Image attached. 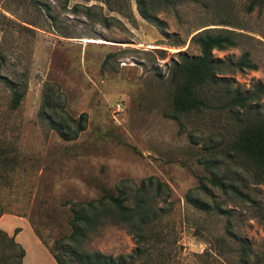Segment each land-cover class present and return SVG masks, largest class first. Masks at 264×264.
I'll use <instances>...</instances> for the list:
<instances>
[{
	"label": "rangeland",
	"instance_id": "obj_1",
	"mask_svg": "<svg viewBox=\"0 0 264 264\" xmlns=\"http://www.w3.org/2000/svg\"><path fill=\"white\" fill-rule=\"evenodd\" d=\"M249 3L0 0V52L5 59L0 76V154L5 155L0 204L9 211L4 214L25 218L48 249L65 259L72 256L71 264H92L98 253L117 258L135 248L126 224L98 222L74 240L72 207L107 192H130L152 177L169 189L157 198L162 214L150 226L156 225L159 238L149 242L136 264H236L239 238H247L255 254L264 251L262 220L248 204L216 193L225 211L217 214L197 209L186 196L201 176L231 178L243 167L252 172L255 166L226 152L237 130L233 114L209 109L175 113L170 79L179 54L200 56L193 34L228 29L236 45L214 49L213 59H238L248 51L256 69L219 77L230 79L233 87L254 89L264 78V6L248 11ZM14 75L25 93L11 110L4 77ZM48 95L59 98L54 109L60 113L58 121L76 127L73 121L82 119L83 129L74 139L63 138L42 111ZM247 185L244 191L264 207V184L247 180ZM228 221L231 234L225 232ZM68 244L74 251L65 253Z\"/></svg>",
	"mask_w": 264,
	"mask_h": 264
},
{
	"label": "trees",
	"instance_id": "obj_2",
	"mask_svg": "<svg viewBox=\"0 0 264 264\" xmlns=\"http://www.w3.org/2000/svg\"><path fill=\"white\" fill-rule=\"evenodd\" d=\"M257 5L264 6V0H250L247 10L251 11ZM141 13L144 17L150 18L146 13L142 11ZM191 40L199 46L200 56L189 57L179 54V60L173 62L170 76L175 84L172 97L173 110L177 114L200 113L208 109L233 114L237 130L226 152L231 154L234 160L252 161L255 170L249 172L243 167L241 172L231 178L217 173L201 176L199 184L188 191L186 196L201 211L214 209L217 214H225L222 205L217 201L219 198L216 193L223 196L232 194L256 210L264 226V207H261L259 202L244 191L248 186L247 180L253 184H264V113L261 111L264 103H260L264 94V78L262 81H257L254 89L242 90L239 87H233L230 79L219 77V75L231 74L238 70L256 69L248 51H244L238 59L232 57L224 60L213 59L214 49L223 50L236 45L233 31L206 28L193 34ZM3 64L5 59L0 52V76ZM4 82L10 88L8 108L17 109L24 96L25 85L17 75L4 77ZM58 100L59 98L53 95L46 96L42 111L49 113L54 128L63 138L74 139L83 129L82 119L73 121L76 127L64 124L61 120L58 121L60 113L54 110L58 106ZM252 112L255 113L253 119ZM2 156L5 157L4 154H0V162L4 161ZM164 189H169L166 183L159 180L153 181V178L149 177L130 192L119 189L117 194L107 192L97 199L74 204L73 216L70 220V237L75 240V236L84 235L98 222L106 220L123 222L134 238L135 248L130 254L120 255L117 258L98 253L92 264H136V261L147 252L149 242L159 238L160 232L153 228L156 225L151 229L150 226L162 214V207H158L156 200ZM6 212H9L8 209L0 204V216ZM225 229V232L232 233V225L229 221ZM18 231L19 228H16L14 233ZM35 233L40 238L37 231ZM220 240L225 242L224 237H220ZM0 244L3 245L0 249L2 264H22L25 251L15 240L14 234L9 235L0 229ZM239 244L240 254L236 264H264V251L255 254L247 238H239ZM66 248L65 253L74 251L71 244L66 245ZM50 252L58 264H71L73 260L72 256L65 259L64 255L53 250ZM215 255L220 256L221 253L218 251Z\"/></svg>",
	"mask_w": 264,
	"mask_h": 264
},
{
	"label": "crops",
	"instance_id": "obj_3",
	"mask_svg": "<svg viewBox=\"0 0 264 264\" xmlns=\"http://www.w3.org/2000/svg\"><path fill=\"white\" fill-rule=\"evenodd\" d=\"M16 228H19V231L14 233ZM0 229L9 235L14 234L15 240L24 248L22 264H58L25 218L3 214L0 216Z\"/></svg>",
	"mask_w": 264,
	"mask_h": 264
}]
</instances>
